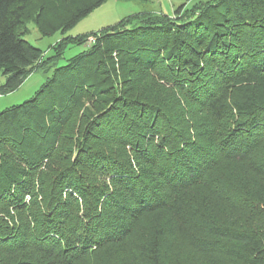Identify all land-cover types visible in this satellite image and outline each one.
<instances>
[{"label":"trees","instance_id":"obj_1","mask_svg":"<svg viewBox=\"0 0 264 264\" xmlns=\"http://www.w3.org/2000/svg\"><path fill=\"white\" fill-rule=\"evenodd\" d=\"M106 1L0 0V264H264V0L24 38Z\"/></svg>","mask_w":264,"mask_h":264},{"label":"rangeland","instance_id":"obj_2","mask_svg":"<svg viewBox=\"0 0 264 264\" xmlns=\"http://www.w3.org/2000/svg\"><path fill=\"white\" fill-rule=\"evenodd\" d=\"M214 0H107L95 8L88 15L81 18L75 25L65 32H55L51 35H41L32 21L25 24V39L34 46L40 48L45 56L51 55L54 44L62 37L78 36L86 33L100 31L102 28L115 24L121 19L134 16L148 17L151 20H158L163 13L169 15L172 20L184 21L196 11L208 6ZM182 7V8H180ZM179 8V11L176 9ZM138 19L137 21H139ZM137 23V22H135ZM93 42L90 38L85 45L69 46L64 50L65 59L86 49ZM61 59L59 64L64 63ZM45 75L40 70L30 74L24 82L14 91L0 95V111L4 108L22 103L29 99L45 80ZM0 80L2 76L0 74Z\"/></svg>","mask_w":264,"mask_h":264}]
</instances>
